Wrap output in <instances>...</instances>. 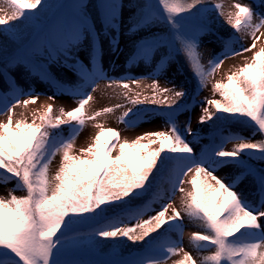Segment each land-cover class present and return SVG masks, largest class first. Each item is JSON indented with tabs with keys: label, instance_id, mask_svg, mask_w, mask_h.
<instances>
[{
	"label": "rangeland",
	"instance_id": "374dc122",
	"mask_svg": "<svg viewBox=\"0 0 264 264\" xmlns=\"http://www.w3.org/2000/svg\"><path fill=\"white\" fill-rule=\"evenodd\" d=\"M36 1L0 0V40L8 38L12 25ZM194 2L196 11L201 6L206 8L210 22L206 27L191 28L187 36L192 61L200 67L198 89L193 87L191 68L182 62V56L179 61L189 78L181 73L174 59L168 58L160 44L149 45L148 49L139 46L168 32L166 25L151 24L153 14L140 17L143 0H76L77 6L85 8V17L61 14L50 33L43 32L30 46L27 58L32 60L18 54L3 64L10 70L8 82L0 74V136L19 141L23 136H32V131L46 118L52 124L61 123L46 138L43 147L46 159L41 169L46 167L50 197L58 174L67 168L66 162L83 158L93 161L98 151L107 159L118 160L144 148H155L163 138L170 139L180 150L183 157L176 167L175 178L166 186L167 196L145 214H138L127 224L119 223L122 229L116 231L129 238L159 215L178 214L182 229L163 246L168 249L165 259L149 257L157 264H177L188 257L200 261L202 254L214 250L199 238L197 234L203 228L195 224L193 214L185 209L197 176L222 183L233 191L240 211L254 213L258 230L249 244L259 243L258 251L264 252V178L243 171L237 159L226 157L231 153L248 155L241 151L242 143L233 140L229 132L223 133V138L216 140L208 151V142L200 134L202 117L219 97L218 86L247 64H257L261 55L264 58V0ZM105 26L109 35L103 37ZM90 31L96 33L93 35L96 45ZM177 44L181 46L182 41ZM179 51V56L185 53L182 48ZM58 52L66 61L60 59ZM162 58H167L165 63H161ZM68 63L81 69H86L87 64L90 72L81 74ZM38 65L62 84L51 81ZM172 105L178 106L180 113L169 115L152 109ZM64 121L68 123L65 125ZM254 126L250 119L245 128L249 142L263 137L252 131ZM13 184L14 179H0V211L14 208L15 199L24 195ZM40 245L33 242L22 245L28 247L25 264L53 261L55 254L49 253L52 249ZM61 253L64 252L57 255ZM69 256L58 264H97L93 255ZM139 260L136 257L125 263Z\"/></svg>",
	"mask_w": 264,
	"mask_h": 264
},
{
	"label": "trees",
	"instance_id": "16d2710c",
	"mask_svg": "<svg viewBox=\"0 0 264 264\" xmlns=\"http://www.w3.org/2000/svg\"><path fill=\"white\" fill-rule=\"evenodd\" d=\"M70 1L37 0L30 7L29 13L22 15L12 25L7 32L8 38L0 40V63L16 54L19 47L25 48L31 42V37L59 9L64 8L68 13L75 12ZM153 2L151 0L144 8L154 9L163 19V24L169 27L170 33L178 31L175 19L186 22L200 19L194 0ZM216 92L219 97L205 113L203 132H216L223 127L236 138L245 139V128L252 119L254 128L261 129L263 138L253 143L244 141V145L264 155V120L259 118L264 104L262 55L257 64L249 63L241 71L230 75L218 86ZM25 139L19 144L10 137L0 140V174L14 179L16 186L25 188L27 192L26 195L16 198L14 209L0 211V258L8 257L24 263L28 247H22V244L31 242L38 246L40 243V246L48 245L52 249L49 253L55 254V262L63 258L57 255L59 251L110 255L116 250L119 255L130 252L142 254L153 250L157 242L168 239L169 232L177 227L176 217L172 215L167 218L159 216L154 222L147 223L132 238H126L123 233L116 234L117 230L113 229L123 216L143 210L163 196L162 186L173 173L172 167L177 155L175 149L164 141L155 148H144L130 156L110 160L98 187L96 181L103 168L100 157L93 161L79 159L66 162L67 168H63L58 174L52 198L47 201L49 195L47 188L43 187L42 191L46 194H42L43 197L33 203L29 190L33 188L35 191L42 186L41 178L37 177L35 170L41 155L32 156L31 151H28L31 143L35 141L38 144L36 136L26 135ZM254 168L261 174L264 173V169L259 166V169ZM193 181L194 187L186 202V210L193 214L195 224L202 226L203 231L197 234L202 242L213 240L217 247L211 253L202 254L199 263L186 258L177 264H224L221 262L224 236H232L245 228H253V223L249 216L243 212L235 213L234 209L218 220L222 212L227 210V204L232 203V197L220 183H211L202 177ZM159 187L160 191L157 190ZM213 198H217L215 202ZM29 218L33 223L27 220ZM26 220L29 221V226L26 225ZM246 223L250 226L246 227ZM255 254V260L248 264H264V252ZM226 264H229L228 260Z\"/></svg>",
	"mask_w": 264,
	"mask_h": 264
}]
</instances>
